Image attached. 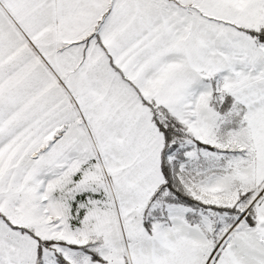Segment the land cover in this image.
Segmentation results:
<instances>
[{
    "label": "snow or ice",
    "instance_id": "obj_1",
    "mask_svg": "<svg viewBox=\"0 0 264 264\" xmlns=\"http://www.w3.org/2000/svg\"><path fill=\"white\" fill-rule=\"evenodd\" d=\"M0 264H264V0H0Z\"/></svg>",
    "mask_w": 264,
    "mask_h": 264
}]
</instances>
